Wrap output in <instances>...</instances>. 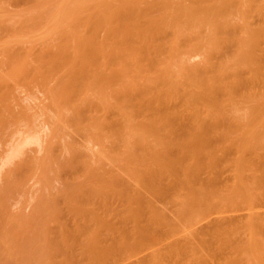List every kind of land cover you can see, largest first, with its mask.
Returning <instances> with one entry per match:
<instances>
[{"label":"bare ground","instance_id":"obj_1","mask_svg":"<svg viewBox=\"0 0 264 264\" xmlns=\"http://www.w3.org/2000/svg\"><path fill=\"white\" fill-rule=\"evenodd\" d=\"M73 130L132 179L100 181L118 211L263 224L264 0H0V174Z\"/></svg>","mask_w":264,"mask_h":264},{"label":"rangeland","instance_id":"obj_2","mask_svg":"<svg viewBox=\"0 0 264 264\" xmlns=\"http://www.w3.org/2000/svg\"><path fill=\"white\" fill-rule=\"evenodd\" d=\"M73 131L68 132L69 136L64 133V137L52 148L54 150H49L50 153H40L43 151L30 145L25 148L29 153L26 150L22 152L27 159L20 154L18 160L15 157V163L12 161L14 165L11 163L3 167L7 170L2 169L0 176V264H264V222L249 228L242 222L247 221L246 216L231 212L201 214L199 219L198 214L168 207H163L161 211H118L122 202L115 196L110 197V191V195L99 191L100 181L111 180L119 188L117 191H122L133 187L132 179L121 164L111 161L108 156H98L94 152L95 145L93 151L87 149L85 136ZM67 142H73L78 155L67 151ZM21 161L25 165L20 164ZM91 166L95 167L94 171ZM227 176L228 173L223 174V178ZM93 221L112 223L110 231L99 229L101 232L97 230L96 233L97 223ZM91 226H95L94 232L100 235L96 238L97 245L107 252L103 257H94V248L87 245L90 234L94 233ZM104 232L106 235L109 233L107 239ZM251 239L255 240L253 245H249Z\"/></svg>","mask_w":264,"mask_h":264}]
</instances>
